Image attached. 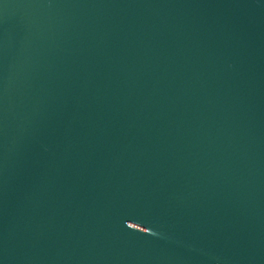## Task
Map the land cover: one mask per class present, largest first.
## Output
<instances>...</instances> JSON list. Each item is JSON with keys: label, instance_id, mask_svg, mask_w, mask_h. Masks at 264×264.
Returning <instances> with one entry per match:
<instances>
[{"label": "water", "instance_id": "obj_1", "mask_svg": "<svg viewBox=\"0 0 264 264\" xmlns=\"http://www.w3.org/2000/svg\"><path fill=\"white\" fill-rule=\"evenodd\" d=\"M0 264H264V0H0Z\"/></svg>", "mask_w": 264, "mask_h": 264}]
</instances>
